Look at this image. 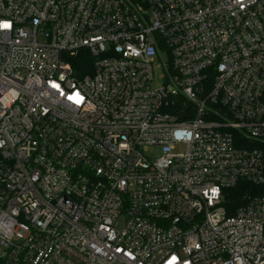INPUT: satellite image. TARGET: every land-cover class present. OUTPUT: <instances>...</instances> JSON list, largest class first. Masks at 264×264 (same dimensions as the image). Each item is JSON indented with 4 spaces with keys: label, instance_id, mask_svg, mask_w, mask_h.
Listing matches in <instances>:
<instances>
[{
    "label": "built area",
    "instance_id": "obj_1",
    "mask_svg": "<svg viewBox=\"0 0 264 264\" xmlns=\"http://www.w3.org/2000/svg\"><path fill=\"white\" fill-rule=\"evenodd\" d=\"M5 23L0 264H264V195L223 194L264 182V0H0Z\"/></svg>",
    "mask_w": 264,
    "mask_h": 264
},
{
    "label": "trees",
    "instance_id": "obj_2",
    "mask_svg": "<svg viewBox=\"0 0 264 264\" xmlns=\"http://www.w3.org/2000/svg\"><path fill=\"white\" fill-rule=\"evenodd\" d=\"M90 62L91 56L87 51L83 50L74 56L72 65L77 71L84 73L87 71ZM174 111L179 112V109H175ZM223 194L224 204L228 211L232 213L236 208L246 204L253 197L264 195V182L257 185L241 180L234 187L224 190Z\"/></svg>",
    "mask_w": 264,
    "mask_h": 264
},
{
    "label": "rangeland",
    "instance_id": "obj_3",
    "mask_svg": "<svg viewBox=\"0 0 264 264\" xmlns=\"http://www.w3.org/2000/svg\"><path fill=\"white\" fill-rule=\"evenodd\" d=\"M162 82V69L159 67H156L154 69V81L153 85H159Z\"/></svg>",
    "mask_w": 264,
    "mask_h": 264
},
{
    "label": "snow or ice",
    "instance_id": "obj_4",
    "mask_svg": "<svg viewBox=\"0 0 264 264\" xmlns=\"http://www.w3.org/2000/svg\"><path fill=\"white\" fill-rule=\"evenodd\" d=\"M9 26H10V25L7 24V23L0 25V27H3V28H8ZM215 193H216V190L214 189V190H213V194H215Z\"/></svg>",
    "mask_w": 264,
    "mask_h": 264
}]
</instances>
